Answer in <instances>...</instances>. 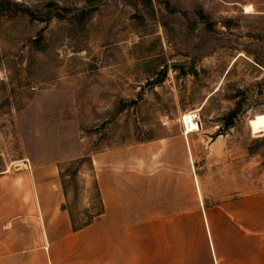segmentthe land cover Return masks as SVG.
<instances>
[{
  "label": "rangeland",
  "instance_id": "1",
  "mask_svg": "<svg viewBox=\"0 0 264 264\" xmlns=\"http://www.w3.org/2000/svg\"><path fill=\"white\" fill-rule=\"evenodd\" d=\"M164 149L206 203L264 193V0H0V218L90 222Z\"/></svg>",
  "mask_w": 264,
  "mask_h": 264
},
{
  "label": "crops",
  "instance_id": "2",
  "mask_svg": "<svg viewBox=\"0 0 264 264\" xmlns=\"http://www.w3.org/2000/svg\"><path fill=\"white\" fill-rule=\"evenodd\" d=\"M162 153L155 174H96L103 213L81 230L44 193L40 219L0 218V264H264V193L206 203L191 154Z\"/></svg>",
  "mask_w": 264,
  "mask_h": 264
},
{
  "label": "trees",
  "instance_id": "3",
  "mask_svg": "<svg viewBox=\"0 0 264 264\" xmlns=\"http://www.w3.org/2000/svg\"><path fill=\"white\" fill-rule=\"evenodd\" d=\"M234 112H235V110H233L229 115H227L226 119H231V117L234 115ZM102 213H103V206H102V204H101V210H100V212L97 214V216L101 215ZM69 216H70V221H71V226H72L73 231L81 230V229L85 228L86 226H88V225L91 223V221H90V222H87V223H85V224H81V225H78V226H77V225L74 223V221H73V219H72V217H71L70 214H69ZM97 216H96V217H97Z\"/></svg>",
  "mask_w": 264,
  "mask_h": 264
},
{
  "label": "bare ground",
  "instance_id": "4",
  "mask_svg": "<svg viewBox=\"0 0 264 264\" xmlns=\"http://www.w3.org/2000/svg\"><path fill=\"white\" fill-rule=\"evenodd\" d=\"M244 14H252L253 8L251 5H246L242 8ZM19 166V165H18Z\"/></svg>",
  "mask_w": 264,
  "mask_h": 264
}]
</instances>
